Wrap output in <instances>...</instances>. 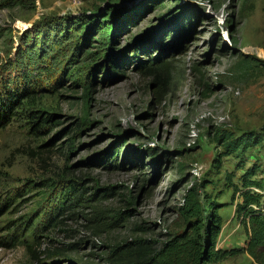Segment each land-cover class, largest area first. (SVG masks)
I'll use <instances>...</instances> for the list:
<instances>
[{
    "label": "rangeland",
    "instance_id": "obj_1",
    "mask_svg": "<svg viewBox=\"0 0 264 264\" xmlns=\"http://www.w3.org/2000/svg\"><path fill=\"white\" fill-rule=\"evenodd\" d=\"M11 98L0 264H106L112 246L163 243L192 187L221 205L216 247L244 245L230 185L264 181V0H0V104ZM216 131L263 143L217 169ZM79 194L90 202L68 208Z\"/></svg>",
    "mask_w": 264,
    "mask_h": 264
},
{
    "label": "trees",
    "instance_id": "obj_2",
    "mask_svg": "<svg viewBox=\"0 0 264 264\" xmlns=\"http://www.w3.org/2000/svg\"><path fill=\"white\" fill-rule=\"evenodd\" d=\"M110 16L106 15L105 18ZM99 22L97 30L110 31L112 23H106L105 19ZM244 65L251 67L252 62L245 60ZM15 102L11 98L8 107L0 104V129L6 126L9 115L12 114L11 107ZM212 142L223 150V153L217 155L214 160L215 167L219 169L222 157L232 155L239 149L246 150L251 142L256 145L261 144L263 140L255 138L251 141L245 136L234 138L230 133L222 134L216 131ZM230 186L233 189L232 199L237 195L234 217L239 221L245 234L244 245L241 248L216 247L223 226L222 218L218 213L221 205L205 193L200 198L199 187H192L186 191L182 204L177 209L182 226L179 234L173 235L163 243L138 238L125 245L112 246L106 254V264H221L239 254H247L253 264H264V181L243 179L240 187L233 183ZM76 188L77 186L73 185L69 189L70 193L72 191L77 193ZM73 200L68 208L75 205L77 208H83L78 204L90 202L88 199L83 200L80 194ZM127 217V212H119L116 216L117 221H124ZM69 247L71 248L50 250L48 256H62L71 252L74 246ZM28 249L32 252L30 247Z\"/></svg>",
    "mask_w": 264,
    "mask_h": 264
}]
</instances>
